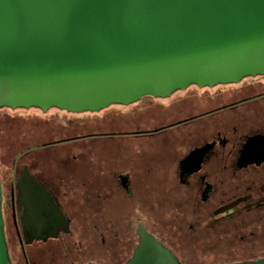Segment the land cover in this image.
Segmentation results:
<instances>
[{
  "label": "water",
  "instance_id": "95a60500",
  "mask_svg": "<svg viewBox=\"0 0 264 264\" xmlns=\"http://www.w3.org/2000/svg\"><path fill=\"white\" fill-rule=\"evenodd\" d=\"M256 75L264 0H0V108L92 113ZM19 187L25 244L66 232L26 170ZM1 203L0 189V264H10ZM137 234L125 264H180L143 226Z\"/></svg>",
  "mask_w": 264,
  "mask_h": 264
},
{
  "label": "flooded vegetation",
  "instance_id": "af4514ba",
  "mask_svg": "<svg viewBox=\"0 0 264 264\" xmlns=\"http://www.w3.org/2000/svg\"><path fill=\"white\" fill-rule=\"evenodd\" d=\"M257 77L263 80L245 81L247 78ZM220 86L235 87L233 90H226L230 91L226 101L222 98L225 90L215 88ZM182 91L185 92L184 95ZM209 91L217 92V95L209 99ZM145 98L172 101L165 110L158 112L157 116H162L158 124L154 123L152 128L138 130V134H143L149 139L144 144H138V153L133 160L131 156L128 157V166L132 167L126 171L130 174L112 170L107 181L126 199L136 200L134 185H143L142 174L150 176V180L156 183V190L153 191L155 193H152L153 198L157 200L159 211L150 218L151 221L148 219L149 226L143 222L146 221L144 215L138 218L121 217L115 223L118 225H114L117 227L115 237H111V242L107 241V246L100 249L107 250L109 246H113L117 253L124 248L128 249V254L118 262L125 264L139 243L137 229L143 226L163 245L165 237L181 240V244L174 243L168 245L169 248L164 245L177 258L180 248L193 246L194 239L188 237L186 230L182 229L184 220L181 222L183 217L180 218L182 213L190 212L198 215L199 223H195L196 226L190 224L188 230H202L205 233L202 239L208 241L207 244L213 246L218 243L223 248L230 249L219 254L248 255V259L240 262L263 259L264 251L263 255L261 251L251 254L249 248H264V76H248L236 83L217 84L212 87L191 84L183 90L174 91L169 97L145 96L142 99ZM34 109L43 113L37 108ZM120 134L105 131L89 134L68 132L59 139L26 146L14 156L11 163L5 165L4 172H0L1 211L10 264H43L42 260L51 261L56 257V253L61 255L56 259L57 264L93 263L89 260L83 263L75 262L77 256L85 255L86 251L78 253L76 257L70 256L71 249H74L71 246L72 236L80 232L81 228L75 229L73 219L68 217L60 202L70 200L75 205L78 201L86 202L82 204L81 209L84 212L82 230L88 232L87 249H94L95 239L89 233L96 230L95 211L100 210L101 204L110 197L106 193L98 192V185L90 172L87 177H80L77 172L76 152L80 147L89 146L92 139ZM69 143L82 144L65 147L64 154L55 153L54 157L47 158L49 161L45 160L44 156L33 153L34 150ZM156 148H162L161 155L157 154ZM145 149L147 156L144 158ZM138 161H141L140 164ZM53 163L57 166L50 167ZM25 170L36 183L50 193L66 218V232L59 229L56 238L34 239L30 244H25L21 222L25 207L19 201V183ZM169 182L174 184L177 190L170 199L168 198L169 207L173 206V209L181 214L175 215L172 220H164L160 210L168 203L165 205L167 198L162 200L164 195L158 186ZM87 208L91 213H85ZM96 214L98 217L99 214ZM105 219L106 222L112 221ZM126 222L132 225L131 230L124 228ZM150 222L153 226L162 224L166 228L163 229L165 236H157L156 233L161 232L152 228ZM118 227L121 229V237L125 236L121 250L116 248L117 243L121 242L117 238ZM177 229L179 232L176 234ZM247 229H250L248 235L244 233ZM128 232L131 233L130 239L126 236ZM50 240L57 241V249L48 247ZM104 240L102 239L103 243ZM90 244L93 245L92 248ZM64 251L67 254H64ZM197 259L200 257L191 255L187 257L186 262Z\"/></svg>",
  "mask_w": 264,
  "mask_h": 264
},
{
  "label": "rangeland",
  "instance_id": "374dc122",
  "mask_svg": "<svg viewBox=\"0 0 264 264\" xmlns=\"http://www.w3.org/2000/svg\"><path fill=\"white\" fill-rule=\"evenodd\" d=\"M258 79L263 80V78L257 77L256 79L247 78L245 81L251 82L252 80ZM246 84L249 83H245V85ZM215 88H222L225 90L222 98L223 101H226L227 96H230L228 94L230 91L226 92V90H233L235 87L220 86ZM182 93L183 95L185 94L184 91H182ZM213 95H217V92L209 91L207 97L210 99L213 97ZM171 101L172 100L170 99L154 101L152 98H145L127 105L114 104L98 112H84L81 114H70L57 109H51L46 113H40L34 108H17L15 110H11L9 108H0L1 174L5 170V165L11 163L14 156L26 148V146L40 144L50 139H59L60 137H64L63 135L68 132H76L79 134H89L104 131L121 133L120 136H101L92 139L89 141V146H79L80 149L78 152H76L78 156L77 172L79 173L80 177L85 178L90 172L91 177L93 175L95 184L97 183L98 185V192L106 193L110 197L109 200H105L103 204H101L100 210L96 209L95 211L96 230L89 233L92 234L95 239L94 249L91 250L87 249L88 232L82 230V216L84 212L81 209L82 204L86 202L78 201L77 205L73 204V201L70 200H64L60 202V204L64 206L68 217L73 219L75 229L81 228L80 232H76L75 235L72 236L73 238L71 239V246H73L74 249H71L70 256L76 257L78 253L85 251L86 254L77 256V260L75 261L76 263H83L89 260L96 264H118V262L128 254V249L124 248V250L118 253L113 246H109L107 250L100 249V247L105 248V246H107V241L111 242V237L116 234L115 230L117 229L116 226L118 225L115 224L116 221H119L121 217L125 218L128 216H136L138 218L144 215L146 221L143 222L146 226H149L147 222L148 219L151 221L150 218L153 217L154 214L158 213L159 207L156 205L157 200L156 198H153V193H155L153 191L156 190V183L150 180V176L142 174L143 185L141 184L139 187L134 185L133 191L135 193V197H137L136 200L126 199L119 191L112 188L110 183L107 181V178L108 174L112 170H116V173H119L121 171L129 170L128 168L132 167L128 166V157L131 156L133 160L136 156V153H138V144H144L148 142L149 139L143 134H138V130L146 128L148 129L150 127L152 128L154 123L155 125L158 124V121L162 118L161 115L157 116L158 112L165 110ZM158 104H163L164 106L159 107ZM73 144L80 145L82 143H69L63 146L34 150L35 152L33 153L44 156V159L47 160L48 157H54L55 153L64 154L63 151H65V147L71 146ZM156 151L159 155H161L163 152L162 148H156ZM146 153L147 150L145 149L144 158L147 156ZM56 166V163H53L50 167ZM126 173L130 174L128 171H126ZM158 187L159 191L163 192L164 195L162 200L167 198L165 201L166 205L170 201L169 199L171 196L174 195L175 191H177L175 185L169 182ZM159 202H161L160 199ZM99 204L97 206H99ZM169 205L170 203H168L167 206L163 205L161 207L160 211H162V217L164 220H167V218L168 220L169 218L172 220L175 215L181 214L178 210H174L173 206H170L172 207L170 208ZM85 213H91V210L87 208ZM96 213L99 214L98 217ZM148 214H151V216L149 217ZM197 216L198 215L190 212L182 213L180 216V218L183 217L181 222L184 220V227H182V229L186 230L188 237L194 239L192 243L193 246L189 248H180V251L178 252L179 254L177 253V258L180 264H229L248 259V255H237L234 253L219 254L222 253V251H227L230 249H226L225 247L223 248L221 244L218 243L213 246L210 243L207 244L208 241L202 239L205 234L202 230H188L190 224L197 223L198 225L199 219ZM105 218L112 221L106 222ZM126 224L127 222L125 223L124 228L131 230L132 225ZM87 225L88 223L85 224V226ZM114 225H116V228ZM150 226L161 232L158 234L156 233L157 236H165V231H163V229L166 228L162 224L157 223V225L154 224L153 226V224L150 222ZM194 226H196V224ZM120 230L121 229L119 228L117 236L119 241H121L117 243L116 248L118 250H121L125 239V236L121 237ZM178 232L179 231L177 229L176 234ZM249 232L250 229H247L244 233L248 235ZM130 234L131 233L129 232L126 233L128 239L131 238ZM102 239H105V243L102 242ZM158 239L162 240L161 238ZM163 240V243L166 247H168V245L171 246L174 243L178 244V242L181 244V240L179 239L165 237ZM47 244L50 249H57V241L50 240ZM92 247L93 245L90 244V248ZM249 249H251L250 253L252 252L253 254L259 251H261L260 253L262 254V251H264V248ZM64 254H67V252L64 251ZM191 255H196L200 257V259L186 262L188 261L187 257ZM58 257H61L60 253H56V257L52 259L53 261L42 260V262L43 264H57L56 259H58Z\"/></svg>",
  "mask_w": 264,
  "mask_h": 264
}]
</instances>
